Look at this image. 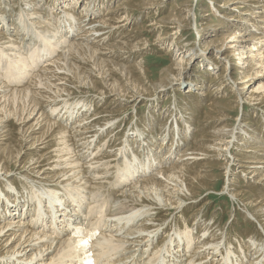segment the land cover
<instances>
[{"label":"bare ground","instance_id":"1","mask_svg":"<svg viewBox=\"0 0 264 264\" xmlns=\"http://www.w3.org/2000/svg\"><path fill=\"white\" fill-rule=\"evenodd\" d=\"M47 1L0 0V264H264V240L258 235L244 242L229 240L195 219L184 230L172 222L173 230L153 245L165 213L197 202L202 190L213 192L212 182L218 179L208 174L211 165L224 178L235 176L225 178L221 193L240 203L244 220L264 225V0H199L204 7L196 17L193 0H50L49 7ZM167 1L173 4L162 15ZM136 14L149 24L131 31ZM193 26L197 38L187 45L183 37ZM111 29L129 36L101 43ZM146 32L153 37L142 39ZM147 46L168 49L169 64L154 79L143 59L129 61L132 52L147 53ZM44 59L45 65L36 69ZM168 89L166 101L190 99L207 129H192L193 120L184 118L192 115L189 111L178 121L163 108L162 122H154L148 111L142 121L147 126H136L123 138L131 153L118 145L122 160L118 166L114 162L116 169H109L116 152L99 144L90 151L100 131L91 125L95 122L82 123L91 112L84 100L64 107L63 119H54L57 110H50L48 118L44 114V108L77 93H94L98 100L112 97L108 103L125 107L128 101L149 102L157 91ZM133 104L125 110L134 109ZM244 106L260 118L254 113L231 126L229 114L239 115ZM112 110L101 113L118 114ZM154 127L160 137L153 140ZM191 129L198 134L195 139L188 137ZM112 133L108 129L104 140ZM129 136L142 153L134 151ZM110 143L106 149L114 147ZM11 165L20 168L12 173ZM239 177L255 184L258 194L251 196V186L235 181ZM110 200L122 201L130 213L114 218L111 210L114 220H99ZM148 213L154 215L132 224Z\"/></svg>","mask_w":264,"mask_h":264},{"label":"rangeland","instance_id":"2","mask_svg":"<svg viewBox=\"0 0 264 264\" xmlns=\"http://www.w3.org/2000/svg\"><path fill=\"white\" fill-rule=\"evenodd\" d=\"M173 2L175 1V0H172ZM176 1H178V2H180L181 0H176ZM100 2H104V3H106V2H108L109 3V1L108 0H100ZM173 2H170V1H167L165 4H166V10H164V12H162L161 14L162 15H165L168 11H169V7L173 4ZM47 7H49L50 6V0H48L47 1ZM107 3V4H108ZM110 3H112L113 4V2L111 1ZM169 3V4H168ZM46 4V3H45ZM116 4V3H115ZM18 6H20V4H18ZM18 6H16L17 8H15L14 9V11H16V9H17V11H18ZM114 6V5H113ZM167 6H169V7H167ZM46 7V8H47ZM200 7H204V6H199V0H193V9H194V14H195V17H196V15H200V14H202L198 9L200 8ZM44 8V7H43ZM166 12V13H165ZM161 14H159V15H161ZM137 17V14H136V16L134 17V18H136ZM142 16H140V18H138L137 19V21L135 22V24L137 25V28L135 27L136 25H134L133 27H131V31H133V29L134 30H138V29H141V28H143V26L145 27L146 25H148L149 23H148V20L147 19H145V18H141ZM147 22V23H146ZM198 25H196V28L197 27H199V21L197 20V22H196ZM147 30V29H146ZM112 31V32H111ZM110 32V33H109ZM115 31L114 30H107V32H104V33H106L105 34V38L101 41V43H105V45H107L108 43H114L115 41H117L118 39H116V37H123V36H125L127 33H128V36H129V32H126V33H124V34H122V35H120V36H118V34L116 35L115 33H114ZM112 33V34H111ZM66 34H68V33H66ZM69 35H70V33H69ZM71 35H73V33H71ZM95 36H97V34L96 35H94L93 37H95ZM107 36H108V38H107ZM110 36V37H109ZM130 36H131V34H130ZM115 39H114V38ZM126 37V36H125ZM140 37H142V39L143 38H147L148 40H149V38H152L153 37V34H147V32L146 33H144V35H140ZM184 38V41H187V45H190V43H192L193 42V40L194 39H196L197 37H196V30H195V28H194V26L193 27H191V28H189V37L187 38L186 36L185 37H183ZM126 40H127V38H126ZM130 40H132L131 38H130ZM104 41V42H103ZM203 43V42H202ZM105 45H103V46H105ZM185 45V44H184ZM199 49L201 50L202 48H200L199 47ZM145 51H148L147 53H145V54H140L139 52H132L131 53V55H129V61L131 62L130 64H134L135 62H139L140 61V59H143V61L141 62L142 64H143V67H144V70H145V68H146V72L148 73V74H150V79H154L153 78V76L154 77H156V75L154 74V73H157L161 68H163V67H166V66H168V64H169V57H167L166 55H165V53H167V51H168V49H166V46L162 49V48H158V47H151V46H147V48H145ZM135 53V54H134ZM137 54V55H136ZM131 56V57H130ZM134 59H133V58ZM161 57V58H160ZM209 57H211V56H209ZM159 58V59H158ZM50 59V58H49ZM157 59V60H156ZM160 59H162V60H160ZM160 60V61H159ZM202 60V59H201ZM43 62H38L37 63V65H38V68H36V69H39L40 67H42L43 65H45V59L44 60H42ZM196 61V60H195ZM195 61H194V63H192V70H194V72H193V74L195 75H197V71H198V67L196 66V63H195ZM203 61H205V59L203 60ZM134 62V63H133ZM163 64H162V63ZM193 62V61H192ZM40 64V65H39ZM42 64V65H41ZM141 64V65H142ZM216 64V63H215ZM222 63H220V65H221ZM35 69V70H36ZM157 69V70H156ZM150 72V73H149ZM152 74V75H151ZM212 73H210L209 75H211ZM208 75V74H207ZM209 75H208V77H209ZM152 77V78H151ZM208 77H207V80H208ZM205 84H207L206 82H205ZM106 86V85H105ZM104 89V88H103ZM108 89H110L109 87H108ZM105 90V89H104ZM199 91H198V93H200L201 91H202V89L200 88V89H198ZM161 91V90H160ZM157 91L153 96L154 97H152V99L149 101V102H147L146 100H148V99H141V100H139V99H137L136 101H138V103H136V104H133L134 103V101H128V102H126V104H125V107L124 106H122L123 104H120V105H117L116 106V104H110V103H108L109 101H110V99H112V97H110V98H105V99H93L92 98V95H94V93H88V95H90V96H78L79 94L77 93V94H75V95H73V96H71V97H68L67 98V101H66V97H63V99L61 98V99H59V100H57V101H55L54 103H52L51 104V106L49 107V108H44V109H46V110H44V114L46 115V117L48 118L49 116H50V110H57V111H59V110H61L62 111V113H60V114H58L57 113V111L56 112H54V115H53V117H54V119L56 120V118L57 119H59L60 117H61V115H62V117L60 118V119H63V118H65V115H63V113H64V111L62 110L64 107H66V106H69V105H72V103L73 104H75V102L77 103L78 101H81V100H84L85 101V103H87V106L89 107V108H91V112H88L87 113V115H86V120H83V121H85V122H82L84 125L85 124H87L88 122V124H90V123H93V122H95V124L93 123V124H91V125H93L94 126V129L96 130V131H100V135L99 136H97L96 138H94V142L93 143H91V148H90V151H94L95 149H96V147H97V145L99 144V147L102 149V150H105V151H107V152H110V153H114V152H116L117 153V149L119 148V147H121L122 149L123 148H125L126 149V151H128L129 152V154L131 153V151L129 150V148H127V145H126V147H124L125 146V144H124V140L126 139V135H131L133 132H134V130H135V128H136V126H139V125H142V124H144V122H142L143 121V117L144 116H148V113L150 112V114H152V115H154V117H156L155 119H154V122H156L158 119V121L160 122H162L163 120H164V117H163V114H164V111H163V108H165L166 110H168V114L167 115H170V116H174L175 115V117L178 119V121H182V118H181V116L183 115V114H188L189 112H191L192 113V115L191 116H188V115H185L184 116V118H188V117H190L192 120H193V122H194V124H193V126H192V129H194V127H197V128H201V130L200 131H203L204 129H207V128H204V127H202V125H205V124H202L201 125V123L199 122L200 121V117H202V115H201V111H199V109L198 108H196L197 106L194 104V103H190L189 101H190V99H187V100H183L182 98V96H181V100H178V101H175V102H172L173 100H170V101H166V98H164V96L165 95H167V94H169V93H171V89H168V90H164V91ZM159 93V94H158ZM182 95V94H181ZM200 96V95H199ZM180 97V96H179ZM227 97V96H226ZM226 97L224 98V99H226ZM87 98V99H86ZM75 99H76V101H75ZM74 100V101H73ZM101 103H100V102ZM106 101V102H105ZM57 102H59V103H57ZM67 102V103H66ZM69 102V103H68ZM194 102V101H193ZM205 101H203V103H204ZM71 103V104H70ZM109 104L110 106V108H105L107 105L106 104ZM60 104H61V106H60ZM69 104V105H68ZM136 105L135 106V108L134 109H132V108H129L128 110H125V108L126 107H130L131 105ZM166 104H169V105H166ZM190 104V105H189ZM194 104V105H193ZM176 105V106H175ZM192 105V106H191ZM204 104H201V106H203ZM56 107L55 109H54V107ZM59 106V107H58ZM91 106V107H90ZM119 106V107H118ZM172 107V108H170V107ZM178 106V107H177ZM156 107H158V108H156ZM167 107H169V108H167ZM183 107V108H182ZM52 108V109H51ZM175 108H176V110H175ZM181 108H182V110H181ZM246 108H248V109H246ZM94 109H95V111H94ZM110 109H113L114 111H116L117 110V113L118 114H114V115H110V116H106V115H102V113L104 112V113H106V111L108 112ZM119 109L120 110H123L122 112H120L119 113ZM154 109V110H153ZM160 109V110H159ZM172 109V110H171ZM178 109H179V111H178ZM191 109V110H190ZM195 109H196V112H195ZM48 110V111H47ZM112 110V111H113ZM152 110V111H151ZM241 111H240V114L238 115L237 114V112H233V113H230L229 114V121H230V125L231 126H237V124L238 123H242V122H244L245 121V119L246 118H248V117H250V116H252L254 113H255V115L253 116V117H255L256 116V114H257V117H258V119L260 118L259 116H258V111H251L250 110V107H243V108H241L240 109ZM149 111V112H148ZM181 111H183L182 113H181ZM189 111V112H188ZM46 112V113H45ZM102 112V113H101ZM247 112V113H246ZM251 112V113H250ZM49 113V114H48ZM91 113H96V116H90L91 115ZM101 113V116L99 115V114ZM160 113V116L158 117V114ZM58 114V115H57ZM98 114V115H97ZM156 114V115H155ZM180 114H182V115H180ZM260 114V113H259ZM166 115V116H167ZM238 115V116H237ZM59 116V117H58ZM136 116V117H135ZM234 116V117H233ZM97 117V118H96ZM114 117H115V120H114ZM118 117V118H117ZM121 117V118H120ZM145 117V118H146ZM113 118V119H112ZM132 118V119H131ZM101 119V120H100ZM112 119V120H111ZM76 119H73V120H70L68 123V127H72L73 126V121H75ZM97 120V121H96ZM111 120V121H110ZM121 120V121H120ZM237 120V121H236ZM244 120V121H243ZM115 121H117L115 124H114V122ZM170 119H167V122L168 123H164V126L166 127V126H169L170 125ZM233 121H236V122H233ZM32 122V120L29 122V123H31ZM102 122V123H101ZM109 122V123H108ZM100 123V124H99ZM106 123V124H105ZM112 124V126H111V124ZM118 123V124H117ZM133 125H131V124ZM259 123H260V125L258 126V127H261V125L263 124L261 121H259ZM107 124H109V125H107ZM128 124V125H127ZM11 127H13L12 126V124H9ZM101 125L103 126V125H106V127L105 128H101ZM145 126H147V124H144ZM97 126V127H96ZM98 126H99V128H98ZM116 126V127H115ZM199 126H201V127H199ZM113 127V128H112ZM142 128V126H139L138 128ZM239 127V126H238ZM237 127V128H238ZM24 128H26V126H24ZM108 129H112V131H113V133L111 134V136H108V138H107V140L105 139L104 140V138H105V134H106V131L108 130ZM158 128L156 127H154L153 129H152V132H150V137H153V140H154V138H159L160 137V131L159 130H157ZM192 129H191V131H190V133L192 132ZM118 130V131H117ZM144 130V129H143ZM133 131V132H132ZM115 132V133H114ZM122 132H125V133H122ZM116 133H117V135H116ZM194 133H195V135H198V134H196V132H195V130L193 131V133H191L190 135H188V137H191V139L192 138H194L195 139V137H197V136H195L194 137ZM159 134V135H158ZM188 134V133H187ZM105 135V136H104ZM113 135V136H112ZM155 135V136H154ZM238 135H240V133L238 134V132L235 134V136H238ZM86 137V136H85ZM88 137V136H87ZM120 137H122V138H120ZM117 138V139H116ZM123 138H125V139H123ZM96 139V140H95ZM116 141H115V140ZM122 141H121V140ZM193 139V140H194ZM93 140V139H92ZM108 140H111V143H110V146L112 145V144H114V147L113 148H107L106 149V147H108V145H105L106 144V142H108ZM105 141V142H104ZM130 141H131V143H133L134 144V147H133V149H134V151L135 152H139V153H142V151H141V149L140 148H137L136 147V143L137 142H135L134 141V137L133 136H129V143H130ZM134 141V142H133ZM138 141V140H137ZM195 141V140H194ZM206 141V140H205ZM204 141V142H205ZM82 142H84L83 140L81 141V144H82ZM104 142V143H103ZM119 142V143H118ZM123 143V144H122ZM231 143H233V149H232V151H231V153H232V156H234L233 154L235 153V148L234 147H236L237 145H236V141H235V143H234V141L233 142H231ZM102 144H104L103 145V147L101 146ZM121 144V145H120ZM96 145V146H95ZM118 145H119V147H118ZM123 145V146H122ZM129 147V146H128ZM184 147V146H183ZM95 148V149H94ZM98 149V151L97 152H99L101 149ZM182 148V147H181ZM180 148V149H181ZM112 149V150H111ZM109 150H111V151H109ZM113 151V152H112ZM134 152V153H135ZM102 153V152H101ZM101 153L99 154L100 156L99 157H101ZM178 154V152L176 153V155ZM175 155V156H176ZM141 157H144L143 155H141L140 156V158ZM116 159V160H115ZM115 159L113 160H110L111 161V164L109 165V169H111V168H115L116 169V167L114 166V162H115V164H116V166H118V162L119 161H121L122 160V158L118 155V153H117V155H116V157H115ZM171 160H172V158H171ZM209 162V161H208ZM103 163V162H102ZM20 167L19 166H14V165H11L10 166V170H12V173H15V171L16 170H18ZM233 169V172L232 173H235L236 174V171L234 170V167L232 168ZM207 170L209 171L208 172V174L209 175H213V177H215L216 179H218V182H215V181H213L212 182V184H216V186H215V188L213 189V192H211V193H209V191H204V190H202L201 192H203V194L200 196L201 198L198 200V199H196V200H198L197 202H194V203H190V204H188V207H184V210L182 209V210H178V211H175L174 209H171L170 211H168L167 213H165V217H163V219H161L164 223H163V227H160L158 230H156L155 232H154V234H156L157 236H155V238H154V242H153V245H155V244H157L158 243V239H162V237H164V236H166L165 234L168 232V231H170V230H173V227H174V224L172 223V222H175L176 223V225H177V227L178 226H180V228L179 229H181V230H184V228H185V226L187 225V224H189V223H191V224H193L192 223V221H193V219H195V221H193V222H199L200 224H201V226L203 225V223L204 222H202V221H205L206 223H209L210 225H212V231H213V233H215V234H217V233H224V234H227V236L229 237V236H231V238L229 237V240L231 239V240H238L239 242L241 241V242H244V241H246L245 239H247V237H249V236H254V235H258V238L257 239H263L264 240V225L263 224H261L259 221H258V223H260V226L255 222V220L253 219V218H250V217H245L246 219L244 220V216H245V213H243L244 211V209L241 207L240 208V203L237 205L236 204V202H232L228 197H227V195L226 194H224V193H221V189H222V187H223V185H224V182H225V178H232V177H235V176H226L225 178L224 177H222L221 176V174L223 173V171L219 174V170H218V167H216V165L215 166H213V165H211L209 168H207ZM210 172H211V174H210ZM217 173V174H216ZM215 174V175H214ZM219 175V176H218ZM236 175H239V174H236ZM220 177V178H219ZM121 181V179H118V181ZM240 180V181H239ZM244 180V181H243ZM117 181V182H118ZM235 181H239V185H243V186H246V185H248V186H251V189L253 190V191H251V193H250V195L251 194H253L254 196L255 195H257L258 194V190H256L257 189V187H255L256 185L255 184H248V183H246V181L247 180H245L244 178H241V177H239V178H237V179H235ZM218 184V185H217ZM245 184V185H244ZM257 186H260V184H257ZM240 187V186H239ZM199 188V187H198ZM254 188V189H253ZM116 189V188H115ZM117 190V189H116ZM243 190H245V189H243ZM248 190V189H247ZM258 191V192H257ZM252 196V195H251ZM117 200V199H116ZM116 200H114L113 201V203H112V200H110V202H107V204L105 203L104 205V210H103V213H102V215L99 217V220H108V221H110L111 219L112 220H114V218L117 216V218H120V217H124V216H126V215H128V213H130V212H128V213H126L127 212V208H125L126 206L124 205V203L121 201V200H119V201H121L120 203H117V205H116ZM109 201V200H108ZM123 203V204H122ZM204 203V204H203ZM120 204V205H119ZM122 204V205H121ZM206 204V205H205ZM202 205V206H201ZM87 205L85 204V206L84 207H86ZM111 206V207H110ZM123 206V207H122ZM120 207V208H119ZM198 207H200V208H198ZM114 208H117V209H114ZM122 208H123V210H122ZM114 209V210H113ZM195 209H196V211H195ZM113 211V213H114V215H112V216H114V218L110 215V214H113L112 213V211ZM117 210H120L119 212L117 211ZM117 212V213H116ZM137 212H139V213H141L140 211H137ZM198 212V213H197ZM237 212V213H236ZM118 213H119V215H118ZM116 214V215H115ZM242 214V215H241ZM123 215V216H122ZM150 215H154V213L152 214V213H148V214H144V215H138V216H136L133 220H132V224H135L136 222H138V221H140V220H145L148 216H150ZM241 215V216H240ZM244 215V216H243ZM104 216V217H103ZM111 216V217H110ZM192 216V217H191ZM193 216H195V217H193ZM201 216V217H200ZM107 217V218H106ZM152 218H154V217H152ZM165 218V219H164ZM188 218V219H187ZM198 218V219H197ZM83 219V218H82ZM174 220V221H173ZM188 221V222H187ZM131 223V222H130ZM130 223H128V224H130ZM171 226V227H170ZM102 228H103V225L101 224V226H100V228H99V232L101 231L102 232ZM178 229V228H177ZM215 229V230H214ZM162 232H163V234H162ZM227 232V233H226ZM240 233V234H239ZM247 234V235H246ZM159 235V236H158ZM173 235V234H172ZM234 235H236V237L234 236ZM234 236V237H233ZM239 236V237H238ZM159 237V238H158ZM151 247V246H150ZM174 247H175V245H173L172 247H171V250H173L174 249ZM188 251H189V249H188ZM187 251V253L185 254V257H187V255L190 253V252H188Z\"/></svg>","mask_w":264,"mask_h":264}]
</instances>
